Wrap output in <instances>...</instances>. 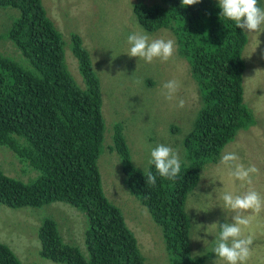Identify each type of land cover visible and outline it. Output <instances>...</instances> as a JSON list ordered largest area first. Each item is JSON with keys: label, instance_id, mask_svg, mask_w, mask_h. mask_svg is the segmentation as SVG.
<instances>
[{"label": "trees", "instance_id": "trees-1", "mask_svg": "<svg viewBox=\"0 0 264 264\" xmlns=\"http://www.w3.org/2000/svg\"><path fill=\"white\" fill-rule=\"evenodd\" d=\"M244 1L251 14L259 12L262 0ZM0 7L19 10L0 33V145L37 172L22 181L0 168V204L22 208L57 201L85 213L87 256L64 240L54 220L45 218L38 229L43 258L65 264H145L122 211L102 188L97 163L105 126L100 83L82 39L71 34L85 87L67 68L61 33L42 0H0ZM132 9L142 28H164L173 35L196 82L200 109L184 139L187 163L155 160L146 170L134 167L121 123L114 124L110 149L120 158L128 190L161 227L170 264H203L190 253L185 200L204 165L216 162L224 145L255 123L244 102L247 34L216 0H135ZM0 264H22L1 241Z\"/></svg>", "mask_w": 264, "mask_h": 264}, {"label": "rangeland", "instance_id": "rangeland-1", "mask_svg": "<svg viewBox=\"0 0 264 264\" xmlns=\"http://www.w3.org/2000/svg\"><path fill=\"white\" fill-rule=\"evenodd\" d=\"M134 1L42 3L61 33L66 65L77 84L85 87L71 51V34L82 39L99 79L105 126L97 163L103 191L122 211L145 264H170L161 227L128 190L120 158L110 149L113 129L121 123L134 167L146 170L155 160L178 166L188 161L184 139L200 102L175 38L164 28H142L132 9ZM216 1L234 14L247 34L244 102L255 123L225 144L216 162L204 165L198 183L187 194L190 253L203 264H264V0L255 15L244 0ZM18 14V9L0 7V33ZM6 160L13 162L8 165ZM18 160L0 145V168L5 174L22 181L35 178L37 172ZM45 218L54 220L64 240L87 256L86 215L64 202L22 208L0 204V241L22 264H65L40 255L38 229Z\"/></svg>", "mask_w": 264, "mask_h": 264}]
</instances>
